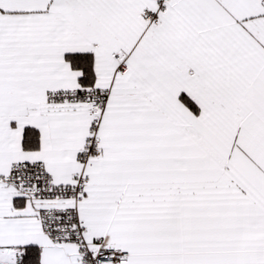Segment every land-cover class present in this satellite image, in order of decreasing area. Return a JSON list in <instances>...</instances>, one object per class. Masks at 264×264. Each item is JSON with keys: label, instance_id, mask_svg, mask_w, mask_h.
<instances>
[{"label": "snow or ice", "instance_id": "obj_1", "mask_svg": "<svg viewBox=\"0 0 264 264\" xmlns=\"http://www.w3.org/2000/svg\"><path fill=\"white\" fill-rule=\"evenodd\" d=\"M0 264H264V0H0Z\"/></svg>", "mask_w": 264, "mask_h": 264}]
</instances>
